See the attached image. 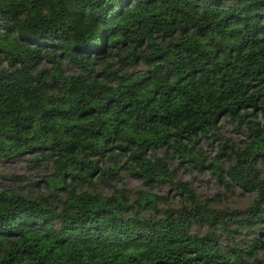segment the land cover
<instances>
[{
    "label": "trees",
    "instance_id": "16d2710c",
    "mask_svg": "<svg viewBox=\"0 0 264 264\" xmlns=\"http://www.w3.org/2000/svg\"><path fill=\"white\" fill-rule=\"evenodd\" d=\"M15 158L50 170L35 195L0 186V264H264V0H0ZM179 168L252 200L219 209Z\"/></svg>",
    "mask_w": 264,
    "mask_h": 264
},
{
    "label": "rangeland",
    "instance_id": "374dc122",
    "mask_svg": "<svg viewBox=\"0 0 264 264\" xmlns=\"http://www.w3.org/2000/svg\"><path fill=\"white\" fill-rule=\"evenodd\" d=\"M68 70V68H66ZM219 135L232 139L242 138L240 131L235 129L228 123H220ZM203 155L211 158L215 152L216 144L210 142H201ZM260 170L264 172V160L259 163ZM50 170V162H45L39 166H30L23 158H15L12 160L0 161V186H12L20 188L22 192H28L32 195L43 191L41 176ZM177 178L184 180L192 188L195 194L200 198H212L215 194L218 199L212 201V205L217 208L229 207L231 209H242L246 207L252 200V193L241 191L238 187L232 191L223 190L216 178L207 170L182 169L177 170ZM119 188L124 186L129 191L131 197L138 190L139 181L127 173H120L119 180L115 183ZM109 192V191H105ZM158 195L163 196V205H174L177 200L176 193L170 185H160L153 189Z\"/></svg>",
    "mask_w": 264,
    "mask_h": 264
}]
</instances>
